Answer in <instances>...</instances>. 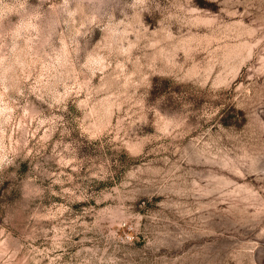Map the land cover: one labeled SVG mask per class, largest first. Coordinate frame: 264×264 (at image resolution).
<instances>
[{"label": "rangeland", "instance_id": "1", "mask_svg": "<svg viewBox=\"0 0 264 264\" xmlns=\"http://www.w3.org/2000/svg\"><path fill=\"white\" fill-rule=\"evenodd\" d=\"M0 264H264V0H0Z\"/></svg>", "mask_w": 264, "mask_h": 264}]
</instances>
